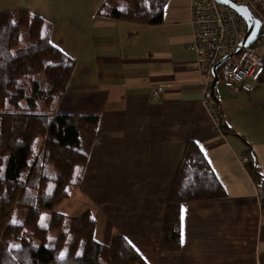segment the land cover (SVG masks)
I'll return each mask as SVG.
<instances>
[{"label":"crops","instance_id":"0c3cea01","mask_svg":"<svg viewBox=\"0 0 264 264\" xmlns=\"http://www.w3.org/2000/svg\"><path fill=\"white\" fill-rule=\"evenodd\" d=\"M108 1L0 0V13L22 8L45 19L51 42L75 60L57 110L99 116L95 135L83 140L88 159L77 191L103 222L98 236L108 243L121 233L148 264H264L255 190L264 180V73L251 92L216 83V126L190 45V0H170L159 24L113 18ZM188 139L200 144L226 195L186 202L182 248L169 251L166 200ZM248 152L257 173L240 162Z\"/></svg>","mask_w":264,"mask_h":264},{"label":"trees","instance_id":"16d2710c","mask_svg":"<svg viewBox=\"0 0 264 264\" xmlns=\"http://www.w3.org/2000/svg\"><path fill=\"white\" fill-rule=\"evenodd\" d=\"M169 1L105 6L113 18L159 24ZM74 68L75 60L51 42L45 19L22 8L0 13V264H148L121 233L109 243L96 239L91 212L55 211L79 188L88 159L82 135L93 138L99 120L57 110ZM225 195L200 144L188 139L166 200V249L182 248L186 202ZM44 213H50L47 225ZM14 240L19 244L12 246Z\"/></svg>","mask_w":264,"mask_h":264},{"label":"built area","instance_id":"2783aa9c","mask_svg":"<svg viewBox=\"0 0 264 264\" xmlns=\"http://www.w3.org/2000/svg\"><path fill=\"white\" fill-rule=\"evenodd\" d=\"M244 5L252 16L260 22V28L255 40L247 46L242 45L248 33V21L231 5L217 0H190L192 15L193 40L191 47L197 53L198 70L205 76L206 96L203 102L216 126L220 124V107L212 99V80L214 67L228 55L234 54L221 67L217 75L226 87H239L245 92L254 91L264 73V8L258 0H230ZM160 95V89L155 87L152 98ZM243 165L255 163L251 153H245L240 158ZM256 199L264 212V180L255 182Z\"/></svg>","mask_w":264,"mask_h":264},{"label":"rangeland","instance_id":"374dc122","mask_svg":"<svg viewBox=\"0 0 264 264\" xmlns=\"http://www.w3.org/2000/svg\"><path fill=\"white\" fill-rule=\"evenodd\" d=\"M223 83L222 80H219L217 84ZM87 137L85 135H82V149H85L84 146V139H86ZM78 191V190H77ZM75 192L73 194V196H71L70 198H67L65 200H63L62 202H60L56 208L55 211L58 212H63L69 215H80L85 213V212H91L93 215L95 214L94 209H91L90 205L88 204L87 200L83 197L80 196L79 192ZM25 214V211H20L18 214V217H20L21 221L23 220V216ZM50 213H44L42 215V220H41V224L43 225H47L48 224V219H49ZM95 229H94V237L100 241H103V237H101L102 235L98 236V232H100V226L103 225V222H101L100 220H95ZM109 243V242H108ZM12 246H16L19 244V242L17 240L12 241Z\"/></svg>","mask_w":264,"mask_h":264},{"label":"water","instance_id":"95a60500","mask_svg":"<svg viewBox=\"0 0 264 264\" xmlns=\"http://www.w3.org/2000/svg\"><path fill=\"white\" fill-rule=\"evenodd\" d=\"M222 3H226L234 7L247 21H248V33L246 37L242 41L243 46L250 45L256 38L257 33L260 28V22L255 19L252 14L249 12L248 8L244 5H238L230 0H217ZM240 49H238L234 54L225 56L213 69L214 79L212 80V95L214 96V90L216 83L218 82L217 68L221 67L225 62H227L233 55L238 53Z\"/></svg>","mask_w":264,"mask_h":264},{"label":"snow or ice","instance_id":"6c2138e0","mask_svg":"<svg viewBox=\"0 0 264 264\" xmlns=\"http://www.w3.org/2000/svg\"><path fill=\"white\" fill-rule=\"evenodd\" d=\"M63 255V254H62Z\"/></svg>","mask_w":264,"mask_h":264}]
</instances>
